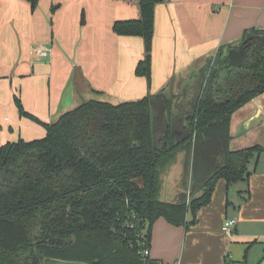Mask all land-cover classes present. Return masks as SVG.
<instances>
[{"label":"trees","instance_id":"obj_1","mask_svg":"<svg viewBox=\"0 0 264 264\" xmlns=\"http://www.w3.org/2000/svg\"><path fill=\"white\" fill-rule=\"evenodd\" d=\"M25 1L38 8L39 0ZM165 1L135 0L139 18L113 26L117 36L143 39L135 74L149 89L155 10ZM250 35L264 32L247 30L244 39ZM193 77L189 106L162 91L120 105L89 101L53 124L27 113L17 97L20 115L43 125L46 136L0 146V264H160L143 255L156 221L189 228L187 214L195 224L219 181L228 190L248 181L264 148L232 151L230 125L264 94V50L249 51L242 68L229 67L222 50ZM181 150L190 202L184 192L170 204L160 200L162 179Z\"/></svg>","mask_w":264,"mask_h":264},{"label":"crops","instance_id":"obj_2","mask_svg":"<svg viewBox=\"0 0 264 264\" xmlns=\"http://www.w3.org/2000/svg\"><path fill=\"white\" fill-rule=\"evenodd\" d=\"M133 1L39 0L32 11L25 0H0V146L46 136L43 125L20 115L17 97L27 113L47 124L89 101L120 105L162 91L174 100L188 74L206 69L220 51L228 56L238 49L247 30L264 32V0H166L155 10L149 89L146 78L135 74L145 58L143 39L113 31L116 22L139 18ZM39 45L51 47L52 54L33 60L30 50ZM230 131L232 151L264 148V94L232 115ZM187 162V151L176 153L162 179L161 201L177 203L187 192L190 202L191 180L183 188ZM250 171L235 192L219 181L195 224L187 214L189 228L156 221L150 257L160 264L263 261L264 153ZM229 219L237 220L233 236L223 231Z\"/></svg>","mask_w":264,"mask_h":264},{"label":"water","instance_id":"obj_3","mask_svg":"<svg viewBox=\"0 0 264 264\" xmlns=\"http://www.w3.org/2000/svg\"><path fill=\"white\" fill-rule=\"evenodd\" d=\"M260 39L261 40V47L264 46V38L262 36H254V37H248L240 46L238 49H232L228 53L227 59L229 62L230 67L234 68H242L244 66L245 60L249 54V46L251 44L249 43L253 39ZM45 264V263H43ZM51 264H69L65 262H53Z\"/></svg>","mask_w":264,"mask_h":264},{"label":"built area","instance_id":"obj_4","mask_svg":"<svg viewBox=\"0 0 264 264\" xmlns=\"http://www.w3.org/2000/svg\"><path fill=\"white\" fill-rule=\"evenodd\" d=\"M51 54H52V48L46 45H39V46L31 48L30 50V55L33 58V60L46 59ZM236 224H237V220L235 219L227 220L223 228L224 233L228 236H233L235 232ZM143 255L145 257L150 256V249H144Z\"/></svg>","mask_w":264,"mask_h":264},{"label":"rangeland","instance_id":"obj_5","mask_svg":"<svg viewBox=\"0 0 264 264\" xmlns=\"http://www.w3.org/2000/svg\"><path fill=\"white\" fill-rule=\"evenodd\" d=\"M200 71H197V75ZM198 83H196V81L194 80V77L192 76V74H188L186 76V78L183 80V82L181 83L180 86V94H179V98L181 99V103H183L184 105H191L192 99L194 98V94L197 92V88H198ZM85 103V102H84ZM237 184H242V183H237ZM239 186V185H232L231 187L233 188L231 190V192H235V188ZM230 187V188H231ZM235 189V190H234ZM191 193V192H190Z\"/></svg>","mask_w":264,"mask_h":264},{"label":"flooded vegetation","instance_id":"obj_6","mask_svg":"<svg viewBox=\"0 0 264 264\" xmlns=\"http://www.w3.org/2000/svg\"><path fill=\"white\" fill-rule=\"evenodd\" d=\"M262 37L264 38V36H262ZM249 43L251 44V46H249V51H252V50H262V49L264 50V46L261 47V40L258 39V38L253 39ZM35 251H36V248H35ZM43 263L47 264L45 261ZM49 264H51V263H49Z\"/></svg>","mask_w":264,"mask_h":264}]
</instances>
